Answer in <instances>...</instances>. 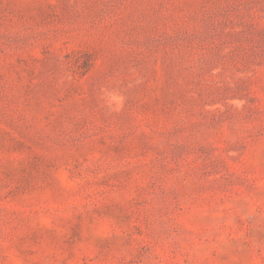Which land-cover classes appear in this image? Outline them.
Wrapping results in <instances>:
<instances>
[{
	"label": "rangeland",
	"instance_id": "rangeland-1",
	"mask_svg": "<svg viewBox=\"0 0 264 264\" xmlns=\"http://www.w3.org/2000/svg\"><path fill=\"white\" fill-rule=\"evenodd\" d=\"M0 264H264V0H0Z\"/></svg>",
	"mask_w": 264,
	"mask_h": 264
}]
</instances>
